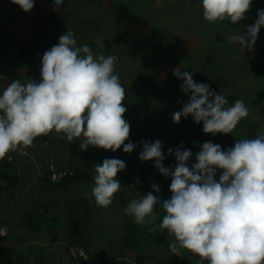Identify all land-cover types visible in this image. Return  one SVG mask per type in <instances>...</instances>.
I'll return each instance as SVG.
<instances>
[{"label": "rangeland", "instance_id": "1", "mask_svg": "<svg viewBox=\"0 0 264 264\" xmlns=\"http://www.w3.org/2000/svg\"><path fill=\"white\" fill-rule=\"evenodd\" d=\"M49 2L46 7L36 4L35 26L43 29L41 40H26L15 51L24 57V69L34 70L38 75L18 79L24 83L41 78L38 52H45L59 42L61 32L57 23L85 29L83 34H99L97 46L92 45L94 41L82 39L78 43H87L96 54L116 57L115 72L125 88L121 103L126 106L123 116L130 124L128 140L137 146L131 152H125L123 145L116 151L91 145L81 150L80 139L68 141L63 133L53 131L37 136L32 145L15 150V164L5 161L7 154L3 158L0 225L14 228L11 238L22 248L17 257L20 264L138 263L142 257H148L157 237L167 230L158 226L166 212L158 204L155 219L140 224L124 209L131 200L149 191L162 199L170 198L172 179L158 171L154 159H139L142 142L159 139L165 154L163 164L167 167L177 163L174 155L177 147L191 149L193 155L187 162L191 166L203 142L218 143L223 149L232 147L236 140L245 138L254 122L264 117V76H255L256 68L264 64V26L253 49H244L229 40L231 35L246 32L247 26L255 23L264 0H252L244 18L235 23L229 19L215 22L205 19L201 0H146L145 31L126 40L121 31L116 32L118 36L113 40L112 28L116 26L102 6L93 8L92 15L87 0L76 4L77 11H72L73 5L66 7L73 4L72 0ZM13 6L12 0H0V57L10 45L23 41L22 35L33 28L32 24L28 27L27 22L16 19ZM177 66H182L181 71L192 72L195 81L220 91L229 104L243 99L250 109L249 115L232 133L216 135L205 133L203 122H194L191 115L174 122L172 113L180 110L190 96L180 87L182 79L173 74ZM15 79L6 80L5 85ZM169 148L173 149L171 155ZM106 157L123 159L126 168L117 173L121 188L105 207L97 204L90 193L95 183L94 165ZM63 168L80 172L85 179L66 186L51 183L50 172ZM152 183L159 185V193L151 187ZM153 227L155 230H150Z\"/></svg>", "mask_w": 264, "mask_h": 264}, {"label": "clouds", "instance_id": "2", "mask_svg": "<svg viewBox=\"0 0 264 264\" xmlns=\"http://www.w3.org/2000/svg\"><path fill=\"white\" fill-rule=\"evenodd\" d=\"M12 2L29 11L35 0ZM201 4L208 21L229 19L235 23L244 18L252 0H201ZM261 26L264 8L258 10L255 23L246 32L233 34L229 40L253 49ZM115 64L112 55L96 54L87 43L78 46L70 30L61 34L59 42L42 55L38 81L15 79L0 91V159L53 131L63 133L68 141L80 139L81 150L91 145L116 151L123 145L125 152H131L137 145L128 140L130 124L121 103L125 88ZM181 67L174 68L173 74L182 79L180 87L190 96L172 113L173 121L191 115L194 122H203L205 133H232L249 115L245 101L237 98L229 104L224 94L195 81L193 73L181 71ZM142 144L139 159H154L158 171L172 177L171 196L162 199L149 191L131 200L124 211L135 222L150 223L159 204L166 214L158 226L175 237L169 245L172 253L181 256L185 248L209 264H264V131L254 138L236 140L227 149L205 141L191 166L187 163L193 155L191 149L177 147V163L167 167L159 139ZM168 153L173 154V149ZM94 168L90 195L97 204L109 206L121 188L117 173L126 168V162L106 157ZM218 169L223 171L216 179ZM151 187L160 192L157 183ZM0 235L6 236L7 231L0 230Z\"/></svg>", "mask_w": 264, "mask_h": 264}, {"label": "crops", "instance_id": "3", "mask_svg": "<svg viewBox=\"0 0 264 264\" xmlns=\"http://www.w3.org/2000/svg\"><path fill=\"white\" fill-rule=\"evenodd\" d=\"M51 0H35L34 6L31 10L25 11L18 4L14 3V12L16 14V19L19 21H25L28 23V27L32 24L33 28L27 30L24 33L23 41H18L17 43H13L10 45L9 50L6 51L0 57V91H2L8 83L5 85L6 80H10V78H36V74L38 73L34 70H30L29 68H25L22 65L24 57L19 53H15L17 49L22 48L26 44V40L30 41H39L42 38L41 32L43 29L36 25V14H37V6L36 4L40 3L41 6L46 7ZM91 4L92 15L94 14L93 8L96 6H102V8L106 11L109 16V20L114 24V28L112 31L115 34H112L113 40L118 36L116 32L121 31L124 33L123 39L126 40L130 37H136L137 35L145 31V22H146V0H87ZM73 4H66V7H70L73 5L72 11H77V3H80L81 0H72ZM46 10V9H44ZM155 14H158V11H155ZM96 21V20H95ZM98 21V20H97ZM33 22V23H32ZM121 25V26H118ZM43 26V25H42ZM59 27V31L61 34L66 33L68 30L74 32L75 38L77 40V44L83 45L84 43H78L79 39L83 41L92 42L94 41L93 46H97L99 34H94L93 32L87 34H83L82 32L85 29H81L78 27L67 28L66 24L63 22L57 23L56 25ZM118 26V27H117ZM142 31V32H141ZM24 32V30H23ZM59 34V36L61 35ZM58 36V37H59ZM138 36V37H139ZM89 39V40H88ZM121 42V41H118ZM2 40L0 39V44ZM90 46V45H89ZM40 47V46H39ZM91 47V46H90ZM40 57L42 58L43 51L38 52ZM41 61V59H40ZM3 70V71H1ZM4 72V73H3ZM255 76L260 77L264 76V64L261 67H257L255 71ZM259 131H264V117H261L260 120L254 122L251 127L247 129V134L245 138H254ZM244 139V138H243ZM14 155V162H16V154L15 150L11 151L7 155ZM223 170L217 172L218 178ZM3 179H1L2 181ZM175 239V237L169 234L168 230L164 231L157 237L156 244L153 248H151L150 253L147 256L141 258L138 263L133 264H209V261L206 258H201L199 254H196L188 249L182 248L180 251V255H176L172 253L170 250V243ZM22 248L19 249L12 238H9L1 243L0 246V264H20V258L17 257L21 254Z\"/></svg>", "mask_w": 264, "mask_h": 264}, {"label": "built area", "instance_id": "4", "mask_svg": "<svg viewBox=\"0 0 264 264\" xmlns=\"http://www.w3.org/2000/svg\"><path fill=\"white\" fill-rule=\"evenodd\" d=\"M58 2H62L64 0H57ZM0 78H3V76H0ZM19 152L21 153L22 151L19 150ZM11 157V159H9L8 157ZM14 155L9 154L6 156L5 161L8 163H13L14 162ZM4 160L0 159V168L3 165ZM73 172H71L69 169L67 168H63V169H57V170H52L49 174V179L52 183H59L61 181H63L65 178L72 176ZM0 230H6L7 231V235L3 236L0 235V246L1 243L4 242L5 240L11 238L14 234V228L11 225H0ZM82 255H84V252H82ZM34 258H31V261H33Z\"/></svg>", "mask_w": 264, "mask_h": 264}, {"label": "trees", "instance_id": "5", "mask_svg": "<svg viewBox=\"0 0 264 264\" xmlns=\"http://www.w3.org/2000/svg\"><path fill=\"white\" fill-rule=\"evenodd\" d=\"M83 179H85V176L82 173L74 172L72 176H69V177L65 178L63 181L59 182L58 184L62 185V186H66L70 182H77V181H80V180H83ZM53 184H57V183H53Z\"/></svg>", "mask_w": 264, "mask_h": 264}]
</instances>
